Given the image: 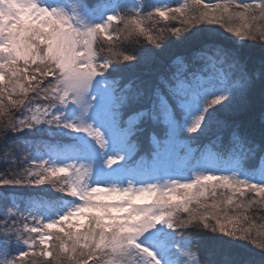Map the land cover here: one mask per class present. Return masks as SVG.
<instances>
[{
  "label": "snow or ice",
  "instance_id": "obj_1",
  "mask_svg": "<svg viewBox=\"0 0 264 264\" xmlns=\"http://www.w3.org/2000/svg\"><path fill=\"white\" fill-rule=\"evenodd\" d=\"M186 7L76 0L69 10L63 0H0V113L11 111L0 121V264H264L252 227L217 211L224 203L264 210V167L241 164L264 163V44L225 46L214 29L189 31L238 19L240 27L225 30L264 41L252 27L264 21V0L206 3L212 15L190 18ZM156 16L184 27L152 32L146 21ZM113 33L154 47L129 50ZM185 132L217 150L185 151ZM35 133L71 143L33 145L26 134ZM145 135L150 158L139 155ZM13 138L35 155L17 159ZM53 177L64 194L55 207L21 209L15 192L3 191ZM209 192L211 204L201 199Z\"/></svg>",
  "mask_w": 264,
  "mask_h": 264
},
{
  "label": "trees",
  "instance_id": "obj_2",
  "mask_svg": "<svg viewBox=\"0 0 264 264\" xmlns=\"http://www.w3.org/2000/svg\"><path fill=\"white\" fill-rule=\"evenodd\" d=\"M157 0H154L156 2ZM89 2H92V0H89ZM225 0H200L199 4L195 3V0H186L184 4L187 5L185 11L188 13L189 18L192 15L199 16L204 12H208L209 15L213 14V10L210 9H205L204 5L207 4H215V3H224ZM237 2V0H233V3ZM251 2V1H248ZM172 7H178L177 5H173ZM232 10L230 9V12ZM217 15L219 14L218 12L216 13ZM241 21L238 19H233L230 22H227L225 24V27H221L220 24H207V23H199L195 25V27H189V31H195L196 28H204V29H214L215 30V35L218 36L220 42L222 45H230L232 41H236L237 43H244V44H264V41H241L239 38L235 37L233 33H229L225 30L226 27H233L236 28L235 26H238ZM146 24L148 25L149 29L152 32H158L161 28H167L170 26L174 27H184L179 21V19L173 20L170 18L165 19L164 17L156 16L153 20L146 21ZM122 27V26H121ZM252 27L255 29H258L260 31H264V21H255L252 24ZM183 35H187V32L182 33ZM119 37V38H118ZM182 37H171L169 36V39L175 41L179 40ZM136 37H131L128 39H125L124 35L118 34V33H113V40L116 42L118 46L128 48L129 50L134 49V48H139L141 46L143 47H154L153 45L149 44L147 41V38L144 36L139 37V43L136 42ZM101 42L105 40V38H100ZM100 43L98 42L96 44V47L99 48ZM107 46V45H105ZM175 50L180 51L182 50L178 45H173L172 46ZM5 103L7 104V99L5 100ZM11 114V111L8 108H5L3 110V113H0V121L7 122L8 116ZM18 115V113H17ZM196 134L194 133H184V136L186 138H183L185 140H188L193 148L196 149L197 153H203L205 149H209L211 151H215L216 146L209 143L205 139H200V140H189L187 137H193ZM27 140L31 141L33 145L35 144H40L41 146L44 144L45 141H49L53 143L56 140H59L60 142H71L68 138H51L48 137L46 133H35V134H26ZM11 144H20V147L17 148L15 152V156L17 159H21L23 154H26L28 152H35L34 147H29L28 144L23 143L19 138H13L10 141ZM151 152V145L149 144V141L147 139V136L145 135L141 139V146L139 149V155L141 154H147L148 156L150 155ZM241 164L243 167L250 171H258L261 167H264V163L260 161L259 158H256L254 160H242ZM26 165H21L19 168H17V171H22L23 167ZM5 165L3 163H0V172H3L5 169ZM61 181L53 177L51 178V182H47L43 185L39 186H23L20 188L16 189H3V191H12L15 192V197L14 199L19 203L20 208L23 209L26 207L30 202L34 201H40L44 202L46 204L48 203H55L57 204V201H59L58 197H62L64 194L59 191L61 187ZM224 190L222 189H217V203L219 204L221 200L224 199L220 195L221 192ZM202 200H206L207 203L211 204L212 198H211V193H208L207 197H202ZM5 204H8V201H5ZM10 206V205H9ZM190 207L193 208H200L201 206L198 204H191ZM222 211L217 210L220 215H224L225 213L230 217H241L240 221L238 222V227H243L245 229L252 227V234L256 238L257 243L264 242V235H259L257 236V233H264V210H249L245 212L243 209H234V206L232 205H227L226 203L221 205ZM211 211V210H210ZM181 215H183L181 213ZM244 215L249 216V220L247 222L242 220V217ZM254 226V227H253ZM211 234V233H209ZM215 235H220L219 233ZM240 243H245L249 248H255V245L252 244L251 242H240ZM258 251V249H256ZM26 261L29 260V258H25ZM31 264V262H29ZM35 264H42L41 260L39 257L36 258Z\"/></svg>",
  "mask_w": 264,
  "mask_h": 264
},
{
  "label": "rangeland",
  "instance_id": "obj_3",
  "mask_svg": "<svg viewBox=\"0 0 264 264\" xmlns=\"http://www.w3.org/2000/svg\"><path fill=\"white\" fill-rule=\"evenodd\" d=\"M185 1L186 0H157L156 2H159L160 3V6L161 7H164L165 5H171V6H173V5L176 6L177 5V6H180L181 4H184ZM75 2H76V0H63V3L68 6L69 10H71V7H72L73 3H75ZM253 2L255 3V2H257V0L256 1H253ZM241 24H242V21L240 22V24L238 26H235V27H240ZM102 38H104V37H102ZM183 138H186V137L183 136ZM183 142L185 144V149H184L185 151H190V152H196L197 153L196 149L191 146V144H190V142L188 140L183 139ZM45 143L58 144V145L63 146V145H66V144H70L71 142L70 143H60L59 140H56L55 139V141L53 143H51L49 141H45L44 144ZM207 151H209V149H205L203 152H207ZM33 155H35V152L33 153ZM141 155H145V154H141ZM149 158H150V156H149ZM185 159H187V157H185ZM181 163H183V160L177 161L176 162V166H179V164H181ZM34 202L35 203H38V204H45V205H50L52 207H55V206H57L59 204L60 201H57V204H55V203H52V204L51 203H48V204H46L44 202H41L40 203V201H34ZM20 227L21 228L23 227V224L22 223H21ZM50 231L55 232L56 229H52Z\"/></svg>",
  "mask_w": 264,
  "mask_h": 264
}]
</instances>
